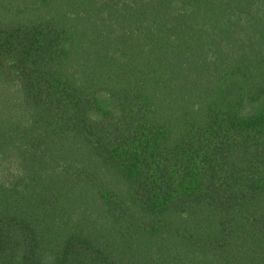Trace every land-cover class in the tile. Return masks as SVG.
<instances>
[{"label":"trees","instance_id":"16d2710c","mask_svg":"<svg viewBox=\"0 0 264 264\" xmlns=\"http://www.w3.org/2000/svg\"><path fill=\"white\" fill-rule=\"evenodd\" d=\"M0 264H264V0H0Z\"/></svg>","mask_w":264,"mask_h":264}]
</instances>
